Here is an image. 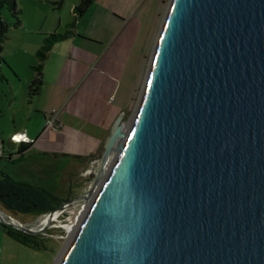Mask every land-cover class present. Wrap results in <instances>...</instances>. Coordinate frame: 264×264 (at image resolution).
<instances>
[{"label":"water","instance_id":"1","mask_svg":"<svg viewBox=\"0 0 264 264\" xmlns=\"http://www.w3.org/2000/svg\"><path fill=\"white\" fill-rule=\"evenodd\" d=\"M121 117L56 264H264V0H168Z\"/></svg>","mask_w":264,"mask_h":264},{"label":"crops","instance_id":"2","mask_svg":"<svg viewBox=\"0 0 264 264\" xmlns=\"http://www.w3.org/2000/svg\"><path fill=\"white\" fill-rule=\"evenodd\" d=\"M74 4H68L69 17L62 19L58 14L51 25L43 27L42 22L34 29L37 39L29 45L33 56H36L35 49L41 44L43 33L67 28ZM159 7V0H93L75 26L70 27L72 33L54 42L47 51L42 60V79L37 94L31 96L27 89L34 76L32 67L23 77L12 72L17 79L23 78L20 90L24 96L20 102L32 104V108L23 122L13 124L8 136L24 132L30 142L17 145L8 138L5 142L7 153L3 155L4 144L0 140V158L8 165L0 175L5 173L46 189L42 176L52 157L64 154L81 161L79 167H82L94 155L139 76ZM16 26L21 30L20 38L29 30L24 21ZM2 80L9 89L10 98H17L10 84L11 77L3 75ZM0 91L5 98L2 87ZM51 108L58 112L61 130L54 140L37 138ZM20 145L21 155L17 157ZM39 248L15 239L0 226V264H35L34 254Z\"/></svg>","mask_w":264,"mask_h":264},{"label":"rangeland","instance_id":"3","mask_svg":"<svg viewBox=\"0 0 264 264\" xmlns=\"http://www.w3.org/2000/svg\"><path fill=\"white\" fill-rule=\"evenodd\" d=\"M77 1L78 0H14L15 8L18 10L17 19L22 22L24 21L25 26L29 29L23 33L24 35L21 38L19 37L21 30L13 23L15 21V17L12 16L9 9L0 1V17L4 21L11 22L0 51V56L2 58L0 71L2 75L7 76L8 78L11 77L10 84H12L14 94L17 97L14 99L10 98V92L7 85L4 84L2 79H0V88L2 87L4 93L6 94L4 98L0 91V140L4 144L3 155H6L7 153L5 142L9 138L8 131H11L10 128L13 127V124L23 122L29 108H32V104L20 102V98L24 96L20 90V87L23 88V78L20 80L17 79L12 75V72H18L21 77H23V74H29V72L32 71L31 66L37 61V56H33L31 54V46H29L31 45L33 39H37V34L34 29L42 22H44L43 27L48 26L49 23L51 25V22H54L58 14L62 19L69 17L70 8L68 4H74ZM159 1L160 7L157 9V19H155L156 21L153 22L151 26L152 38L149 45L148 43L146 44L147 49L146 52L144 50V57H142V61L140 63L139 76L130 91L125 105L119 110L122 112L121 122L123 124L129 118L135 105L168 0ZM64 29L65 28L62 27L55 31L62 32ZM22 49H25V51L23 52ZM97 155L98 150H96L94 155L86 160L82 167H79L82 164L81 161L76 158L71 159L64 154H58L57 156L52 157L50 164H46L47 168L45 176H42L46 190L59 199H68L82 191L86 188L93 177V165L96 164ZM78 168L81 170L80 172L78 171ZM4 169H8V165H6L4 158H0V172H4ZM83 202L85 207L87 199ZM84 207L82 208L84 209ZM0 208L3 210L2 212L11 220L13 218L20 222L31 221L30 224L36 222L33 225L36 229L51 219L47 227L36 233V235L41 238L43 247L37 249L34 254L33 260L35 264H56L64 246L67 243V240L71 236L75 225L80 218V213H82L83 210L80 207V211L77 212V217H79L78 220L74 223V225L69 226L70 224H68V222L70 211L67 209L61 210L55 217L47 215L38 220L47 212H43L37 215V217H34L35 215L14 213L1 205ZM74 211L75 210L73 209V212Z\"/></svg>","mask_w":264,"mask_h":264},{"label":"trees","instance_id":"4","mask_svg":"<svg viewBox=\"0 0 264 264\" xmlns=\"http://www.w3.org/2000/svg\"><path fill=\"white\" fill-rule=\"evenodd\" d=\"M0 1L9 9L12 16L15 17V21L13 23L14 25H17L19 22L17 19L18 10L15 8L14 0ZM91 1L93 0H78L77 3L72 6V16L67 22V28L64 31H51L44 33L41 44L35 49L37 62L31 66L34 70V76L29 81L27 86L28 93L31 96L37 94L40 88L42 79V60L46 58L47 51L54 42L62 40L72 33L71 28L75 26L76 20L78 17H80ZM10 23L11 22L4 21L0 17V51L2 48V43L6 38V32ZM1 60L2 58L0 56V63ZM2 78L3 75L0 71V79ZM26 143L28 142L21 141L19 144ZM21 147L22 145H20L19 149L17 150L19 154L17 157H20L21 155ZM64 200L66 199L56 198L52 193L41 186L13 179L5 173H1L0 175V205L14 213H24L30 215L40 214L56 207V205L60 204ZM0 226L9 235L23 243H27L35 247H43L41 238L36 234L26 233L1 222Z\"/></svg>","mask_w":264,"mask_h":264},{"label":"built area","instance_id":"5","mask_svg":"<svg viewBox=\"0 0 264 264\" xmlns=\"http://www.w3.org/2000/svg\"><path fill=\"white\" fill-rule=\"evenodd\" d=\"M112 99V96H109V100ZM57 110L54 108H51L45 118V123L41 131V135L38 136L37 138L45 139V140H54L55 135L59 130H61V125L58 121V116H57ZM14 134H25L24 132H17V133H12L9 135V139L12 141V136Z\"/></svg>","mask_w":264,"mask_h":264},{"label":"bare ground","instance_id":"6","mask_svg":"<svg viewBox=\"0 0 264 264\" xmlns=\"http://www.w3.org/2000/svg\"><path fill=\"white\" fill-rule=\"evenodd\" d=\"M73 205H74V201H70V202H68V203H66L64 206H62V207H60V208H58V209H55V210H52V211H50V212H47L45 215H43L42 217H40L38 220H40V219H42V218H44L45 216H47V215H49L50 217H55V216H57V214H58V212H60L61 210H63V209H67V210H69L70 211V217H69V222H68V224H70L69 226H72V225H74V223L78 220V218L79 217H77V212H73ZM81 208L82 207H84V202L81 204V206H80ZM79 207V210L78 211H80V208ZM83 209V208H82ZM83 211V210H82ZM79 214V213H78ZM80 215H81V213H80ZM7 215L6 214H4L3 212L1 213L0 212V218L1 219H5V220H7V221H10V222H20V221H18V220H16V219H13L12 218V220L11 219H9L8 218V216L6 217ZM14 220V221H13ZM50 221H51V219H49L48 221H46L45 222V224H43V225H41V227H39V228H37L38 230H43L45 227H47L48 226V224L50 223ZM36 222H34V223H32L31 225H34ZM68 241V240H67Z\"/></svg>","mask_w":264,"mask_h":264},{"label":"clouds","instance_id":"7","mask_svg":"<svg viewBox=\"0 0 264 264\" xmlns=\"http://www.w3.org/2000/svg\"><path fill=\"white\" fill-rule=\"evenodd\" d=\"M21 141L23 142H30L29 138L26 134H15L12 136V142L15 144H19Z\"/></svg>","mask_w":264,"mask_h":264},{"label":"snow or ice","instance_id":"8","mask_svg":"<svg viewBox=\"0 0 264 264\" xmlns=\"http://www.w3.org/2000/svg\"><path fill=\"white\" fill-rule=\"evenodd\" d=\"M153 66L155 67V62H154V64H153ZM148 83H149V85H151V83H152V81L151 80H149L148 81ZM129 140H131L132 139V137L131 136H129V138H128Z\"/></svg>","mask_w":264,"mask_h":264}]
</instances>
